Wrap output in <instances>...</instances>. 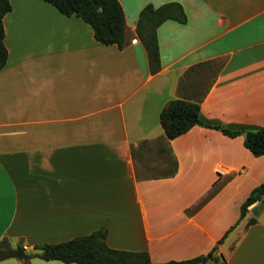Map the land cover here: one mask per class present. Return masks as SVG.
<instances>
[{
    "label": "crops",
    "instance_id": "1",
    "mask_svg": "<svg viewBox=\"0 0 264 264\" xmlns=\"http://www.w3.org/2000/svg\"><path fill=\"white\" fill-rule=\"evenodd\" d=\"M8 1L0 241L31 252L106 227L110 248L145 251L153 263L217 247L225 264H264V198L240 218L264 184V154L253 156L243 135L199 125L168 140L159 120L180 98L199 105L204 123L264 129V0H118L122 49L42 0ZM170 2L187 21L157 29L161 69L152 75L137 19L146 5ZM231 227L225 238L240 231L226 259L218 241Z\"/></svg>",
    "mask_w": 264,
    "mask_h": 264
},
{
    "label": "trees",
    "instance_id": "2",
    "mask_svg": "<svg viewBox=\"0 0 264 264\" xmlns=\"http://www.w3.org/2000/svg\"><path fill=\"white\" fill-rule=\"evenodd\" d=\"M66 17L76 16L90 26L94 38L103 45H116L122 49L126 45V18L118 0H42ZM101 8V10H100ZM11 10L8 0H0V71L4 68L8 53L4 44L3 17ZM166 21L186 23L187 16L179 3L170 2L155 7L146 5L139 13L136 34L143 44L150 74H156L161 69L157 29ZM199 64L198 66H200ZM197 66L191 70H195ZM199 105L184 99H173L161 110L160 124L166 139L172 140L188 132L194 126L216 129L228 137L244 136V146L250 153L259 157L264 154V129L229 130L220 125H210L201 121ZM174 170L176 162L174 161ZM264 198V184L255 187L240 207V218H243L248 207ZM251 218L247 225L254 224ZM231 227L218 244L223 242ZM106 227L83 236H77L65 242L56 244L35 245L31 252L19 242L11 247L6 238L0 241V262L7 259H17L29 264L33 257L43 261H59L64 264H206L216 260L213 256L217 247L206 255H200L184 261H169L153 263L145 251H126L110 248L106 244ZM35 251V253H33Z\"/></svg>",
    "mask_w": 264,
    "mask_h": 264
},
{
    "label": "rangeland",
    "instance_id": "3",
    "mask_svg": "<svg viewBox=\"0 0 264 264\" xmlns=\"http://www.w3.org/2000/svg\"><path fill=\"white\" fill-rule=\"evenodd\" d=\"M153 165L154 164L152 163V166ZM158 172H159V170L151 168V167H148L146 172H145V174H152V173H158ZM239 231L240 230H236L234 232H231V233H229L227 238L223 239V240H225V241H223V254H224L226 259L229 258L234 246L237 244V240H238L237 239V234H238ZM33 253H35V251ZM13 261H15V260H13ZM29 264H63V263L56 262V261H43V260H41L38 257H33L30 260ZM206 264H225V263H223L222 259L220 260V258H217L216 260H209ZM227 264H234V263L230 262V263H227Z\"/></svg>",
    "mask_w": 264,
    "mask_h": 264
},
{
    "label": "built area",
    "instance_id": "4",
    "mask_svg": "<svg viewBox=\"0 0 264 264\" xmlns=\"http://www.w3.org/2000/svg\"><path fill=\"white\" fill-rule=\"evenodd\" d=\"M24 248H25V249H27V247H26V246H24Z\"/></svg>",
    "mask_w": 264,
    "mask_h": 264
},
{
    "label": "water",
    "instance_id": "5",
    "mask_svg": "<svg viewBox=\"0 0 264 264\" xmlns=\"http://www.w3.org/2000/svg\"><path fill=\"white\" fill-rule=\"evenodd\" d=\"M100 10H101V8H100Z\"/></svg>",
    "mask_w": 264,
    "mask_h": 264
}]
</instances>
